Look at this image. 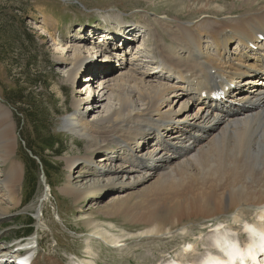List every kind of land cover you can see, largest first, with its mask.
Wrapping results in <instances>:
<instances>
[{
	"label": "bare ground",
	"instance_id": "obj_1",
	"mask_svg": "<svg viewBox=\"0 0 264 264\" xmlns=\"http://www.w3.org/2000/svg\"><path fill=\"white\" fill-rule=\"evenodd\" d=\"M181 1L186 6L191 1L197 5L187 12L176 10L178 15H189V22L177 16L153 19V29L147 19L134 25L147 32L151 66L166 75L155 84L146 71L133 67L125 71L120 60L118 68L103 66L95 59L97 51L90 58L83 57L78 48L71 58L57 56L58 63H71L66 78L72 84L82 80L90 86V77H103L99 92L104 91L103 96L109 93L106 99L111 103L102 115L87 120L83 106L93 112L101 102L98 95L91 97L88 92L84 99L74 100L72 112L63 117L62 131L84 140L85 146L83 154L64 158L67 175L60 191L80 208L83 202L91 205L102 193L113 189L123 193L154 177V184L138 195H126L97 211L107 217L131 219L146 229V236L162 235L189 219L215 220L209 226L214 231L208 242L218 255L237 252L238 237H228L234 229L226 228L225 219L232 216L238 222L243 214L247 216L240 226L247 232L244 242L259 251L264 248V0H242L246 7L239 14L211 6L222 0ZM202 15L216 19L200 20ZM114 18L115 31H130L119 27V16ZM124 32L120 36L123 44L127 39ZM53 44L57 49L56 40ZM109 54L100 62L110 63ZM84 74L89 76L83 80ZM216 93L225 96L223 100L210 99ZM17 136L14 118L0 105V198L4 197L0 199V220L20 204L23 169L15 158ZM99 153L104 155L96 160ZM98 162L109 163L101 167ZM251 211L256 223L248 216ZM86 224L93 229L99 225L91 219ZM105 234L95 233L99 240L116 245L117 238ZM31 246L11 252L0 248V264H13L14 260L32 264ZM183 246H187L183 257L195 250L198 253L193 255L200 256L181 260L174 255L159 264H207L216 254L195 249L190 242Z\"/></svg>",
	"mask_w": 264,
	"mask_h": 264
},
{
	"label": "rangeland",
	"instance_id": "obj_2",
	"mask_svg": "<svg viewBox=\"0 0 264 264\" xmlns=\"http://www.w3.org/2000/svg\"><path fill=\"white\" fill-rule=\"evenodd\" d=\"M187 5L181 0H0V105L6 107L14 118L18 131L15 158L23 169L18 194L20 204L9 209V215L0 220V248L4 252L32 245L30 254L35 258L30 259L32 264H159L172 259L174 255L181 260L199 257L200 254L193 255L196 250L183 257V247H187L183 245L188 242L200 251H204V248L218 252L217 249L212 250L214 248L208 242L209 234L212 235L214 231L213 226H209L214 225L215 220L189 219L180 226L172 225L162 235L146 236L143 234L146 229L132 223L131 219L121 215L107 217L97 211L126 195H138L154 184V177L123 193L115 189L102 193L91 205L83 202L80 208H76L73 199L60 191L67 175L64 158L83 154L85 146L84 140L62 131L63 117L72 112L73 101L84 99L88 92L91 97L98 95L101 102L97 103L93 112L83 106V110L87 111V120L102 115L104 108L111 103L106 99L109 93L103 96L104 91L99 92L103 88L99 82L103 77L93 73L95 76L90 77V86L82 80L72 84L66 78L71 63L60 64L57 56L71 58L74 49L78 48L83 51V57L90 58L97 51L95 59L103 66L118 68L120 60L125 64V71L131 67L139 72L146 71L150 74V83L155 84L166 75L158 74L155 72L157 69L151 66L147 32L142 33L134 25L137 21L145 23L144 19H147L153 29V19L167 17V20H171L177 16L183 22H189V15L186 17L176 13L179 9L187 12L197 7L192 1ZM211 6L225 8V13L232 10L234 14L241 13V9L246 7L242 0H222ZM115 16L122 19L120 28L124 26L130 29L128 32L122 31L127 37L125 44L122 40L124 37H120L122 32L114 29L117 27ZM199 19L216 18L202 15ZM158 31L166 38L161 30ZM55 40L57 49L53 46ZM106 43L108 51L104 45ZM234 47L233 42L229 50L232 51ZM113 52L121 54L118 57ZM107 54L111 56L108 60L110 63L100 62ZM88 76L84 74L82 79ZM165 80L172 83V78ZM19 89L21 92H16ZM15 94L27 103L25 108H18L37 117L39 122L35 126L23 120L16 106L11 104ZM151 139L148 141L149 148L154 141V138ZM40 142L48 143L51 147L47 148ZM33 144L36 146L34 153L27 150V145ZM102 155L97 154L95 159L99 160ZM28 157L34 159L36 165L30 175L26 163ZM40 159L52 168L51 171L43 168ZM98 163L103 167L109 162ZM32 180H35L34 184H31ZM248 216L256 223L254 211ZM239 217L238 222L232 216L225 219L226 228L232 226L234 229L228 233V237L242 235L240 226L247 216L240 214ZM89 219L97 221L99 225L96 229L87 226ZM29 224L31 228H28ZM236 225L237 228H234ZM102 231L107 237H116V245L99 240L95 233ZM13 264H16V260Z\"/></svg>",
	"mask_w": 264,
	"mask_h": 264
},
{
	"label": "trees",
	"instance_id": "obj_3",
	"mask_svg": "<svg viewBox=\"0 0 264 264\" xmlns=\"http://www.w3.org/2000/svg\"><path fill=\"white\" fill-rule=\"evenodd\" d=\"M16 92H21V90H17ZM16 95V94H15ZM11 104H14L16 106V109L18 111L19 114H21V118H23V120L25 121H28L30 124H32L33 126L36 125V123H38L39 121L37 120V117L34 116L32 113H28L25 109H19L18 106L20 107H23L25 108L27 106V103L24 102V98H19V96H15V98L11 101ZM27 144V143H26ZM40 144H43L44 146H46L47 148L51 147L50 144L48 143H43V142H40ZM36 146L33 144L32 146L30 145H27V150L28 151H31L34 153V148ZM42 151V149L40 150ZM57 156L59 155L58 152H56ZM27 166H28V172H29V175L31 174V170L35 169L36 168V165H35V160L32 159L31 157H28L27 158ZM40 163L41 165L43 166L44 169H46L47 171H51V167L48 166L47 164L43 163V160L40 159ZM35 180H32V183L31 184H34ZM31 224H29V227L28 228H31L30 227ZM32 226V225H31ZM27 231V230H26ZM27 233V232H26Z\"/></svg>",
	"mask_w": 264,
	"mask_h": 264
}]
</instances>
